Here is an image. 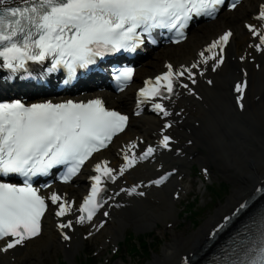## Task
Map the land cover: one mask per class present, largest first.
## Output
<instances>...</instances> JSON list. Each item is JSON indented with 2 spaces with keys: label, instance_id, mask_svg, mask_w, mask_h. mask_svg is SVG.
I'll use <instances>...</instances> for the list:
<instances>
[{
  "label": "snow or ice",
  "instance_id": "1",
  "mask_svg": "<svg viewBox=\"0 0 264 264\" xmlns=\"http://www.w3.org/2000/svg\"><path fill=\"white\" fill-rule=\"evenodd\" d=\"M239 2L235 0L230 8H236ZM224 3L225 0H19L16 6H5L7 0H0V68L9 70L11 77L21 70L28 73L29 62L43 64L50 59L46 72L65 69L68 79L64 82L67 84L75 78L78 69L88 70L97 63V58L121 52L136 53L146 40L157 43L154 37L157 30L161 35L166 30L173 35V42L179 43L194 18H215ZM255 19L262 22L260 27L254 24L245 27L260 43L250 47L264 51V4L259 6ZM232 35L231 30L225 31L201 51L200 58L191 65L174 67L168 63L166 71L145 80V86L138 92V108L159 98L152 103V108L164 117L169 116L171 113L161 101L178 95L176 89L181 87L194 95L183 80L195 84V77L203 76L206 70L202 65L210 60L213 61L212 70L216 71L224 63L223 53ZM133 74L132 67L116 69L114 80L120 91L131 82ZM245 87L246 82L236 85L240 94L238 103L243 99ZM240 107L244 105L240 103ZM127 122L126 115L106 108L100 98L87 102L25 104L20 99L0 102V177L22 178L20 184L0 179V241H4L0 252L22 246L40 235L41 218L48 201L56 205L57 217L74 211V202L65 195L56 191L41 195V188L33 185L34 178L48 176L53 168L63 165L66 171L59 179L69 182L93 153L107 148L113 136L124 131ZM169 127L171 122L164 125L165 129ZM171 141L170 136L162 135L159 146L167 149ZM136 147L133 141L121 150L124 163L118 171L109 167L107 160L94 165L97 174L89 178L91 188L76 209L80 213L76 223L92 221L97 210L107 203L103 194L108 191V181L115 182L128 169L157 151L150 145L137 155ZM171 174L150 183L160 185ZM41 187L51 188V185ZM138 187L134 185L120 191L143 196V192H137ZM256 191L264 192V188ZM247 206V202L241 203L232 216H225L211 236L215 237ZM72 226V220L57 225L61 230ZM62 235L66 241L71 239L67 233L62 232ZM218 264H264V214L237 233Z\"/></svg>",
  "mask_w": 264,
  "mask_h": 264
},
{
  "label": "bare ground",
  "instance_id": "2",
  "mask_svg": "<svg viewBox=\"0 0 264 264\" xmlns=\"http://www.w3.org/2000/svg\"><path fill=\"white\" fill-rule=\"evenodd\" d=\"M257 0H244L240 3V7H236L232 13H223L214 22L204 26L197 27L193 30L186 39L177 46L165 48L158 54H152L146 59L147 66L139 69V74H149L157 71L158 61L164 57L174 60L175 63L186 61L193 50L200 44L206 41L212 34L218 31L223 26H232L235 34L231 43V50H235L237 45L245 44L246 37L242 33V21L247 15V8L255 7ZM134 87V86H133ZM133 88H127L123 93L118 95V99H125L131 93ZM220 105L218 101H211V110L218 112ZM254 118L259 125H264V111H255ZM150 126V121L144 123ZM260 129V126L257 127ZM264 130V129H263ZM141 132H145L144 129ZM131 132H127L123 137H129ZM263 139V140H262ZM257 146V147H256ZM256 147V148H255ZM226 165V164H225ZM227 165L231 168L233 173V181L235 187L232 189L230 195L225 201V204L219 207L214 214L205 220L203 225L195 232L183 236L184 232H175L171 234L170 241H166L162 246L160 254H154L148 264H178L182 256L186 252L194 250L200 242L205 238L208 228L212 223L219 218V216L230 209V207L238 201L244 194L249 192L258 179L264 175V134L260 132L249 135V145L237 147L227 156ZM171 214L166 212L152 213L144 222L131 223L138 232L142 229L146 230L156 227L158 223L164 222ZM128 224H117L107 226L103 232L112 234L113 239L125 230ZM101 231V230H100ZM83 242L76 240L72 245L66 249L61 243L57 241L56 233L51 229V224H45L40 235L27 241L22 249L14 252V260L7 262L4 257H0V264H35L42 261V258L47 255L54 247L59 250L60 254L65 255V259L69 263L74 262L75 257L79 254Z\"/></svg>",
  "mask_w": 264,
  "mask_h": 264
},
{
  "label": "rangeland",
  "instance_id": "3",
  "mask_svg": "<svg viewBox=\"0 0 264 264\" xmlns=\"http://www.w3.org/2000/svg\"><path fill=\"white\" fill-rule=\"evenodd\" d=\"M230 192H231V187L229 186V184H227L223 186L221 189H218L216 191V194L215 196H213V200L211 201L209 199V195L205 194L203 196V201L204 202L210 201V205L208 207L209 209L208 210L201 209L199 213L195 214L193 217H191V219H188L184 224H180V225L177 224L178 226L176 228L173 227L168 229L165 227V224H157L156 227H152L149 230H146L147 228H145L137 232L133 226L131 225L126 226L125 230H123V234H125V239H124L125 244L121 245L120 250L116 254V257L111 261L110 264H148V262L152 260L154 254L161 253L162 246H164L166 241H170L171 234L174 233L175 230H176L175 232H184L183 236H187L188 234L195 232L198 228H200L203 225L205 220L209 218V216L212 215L217 210V208L225 204V201L228 198ZM223 193L225 195L221 197V194ZM200 204L202 203L200 202ZM195 219L199 220V223L196 224V226L192 224V220ZM128 234H132L130 239H128L127 236ZM139 234L141 235L145 234L148 240L152 239V236L150 234L154 235V239L152 241V246L154 251L152 252L150 251L147 254H140V255L133 254L130 256L127 253V251L133 243L137 242L136 236H138ZM104 236H105V232L100 234L99 239L100 240L103 239ZM119 239H122V235L119 237ZM93 246L94 245L89 246L83 243L82 248H80L79 250V254H77V256L74 259V262H71L69 264H92L93 262H91V260H87V258L85 257L84 251L91 250ZM56 254H60V253L59 250L56 247H54L52 251L47 253V255L42 258L43 260L42 262L40 261L35 264H55L57 261L56 256H60V258H62L63 261L66 260L65 258H63L64 257L63 254L61 255H56ZM95 260L96 259H94V262ZM66 261L68 262V260Z\"/></svg>",
  "mask_w": 264,
  "mask_h": 264
},
{
  "label": "trees",
  "instance_id": "4",
  "mask_svg": "<svg viewBox=\"0 0 264 264\" xmlns=\"http://www.w3.org/2000/svg\"><path fill=\"white\" fill-rule=\"evenodd\" d=\"M137 240H138V243H134V244H132V248H131V250L133 251H136V253H138L139 254V252H141V251H143V253L146 251H148L149 250V248H150V242H148V240L147 239H145V237L144 236H139L138 238H137ZM130 250V251H131ZM149 252V251H148Z\"/></svg>",
  "mask_w": 264,
  "mask_h": 264
}]
</instances>
